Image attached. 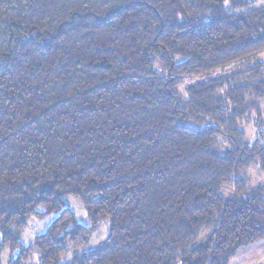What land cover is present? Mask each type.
Returning a JSON list of instances; mask_svg holds the SVG:
<instances>
[{"label":"trees","instance_id":"obj_1","mask_svg":"<svg viewBox=\"0 0 264 264\" xmlns=\"http://www.w3.org/2000/svg\"><path fill=\"white\" fill-rule=\"evenodd\" d=\"M253 1L0 0L6 264H229L264 238V188L245 179L264 170V130L243 129L261 126L264 67L228 72L264 49ZM104 216V241L73 252Z\"/></svg>","mask_w":264,"mask_h":264},{"label":"rangeland","instance_id":"obj_2","mask_svg":"<svg viewBox=\"0 0 264 264\" xmlns=\"http://www.w3.org/2000/svg\"><path fill=\"white\" fill-rule=\"evenodd\" d=\"M254 7L264 6V0H254L252 2ZM226 6L230 7L229 2L225 3ZM238 11V9L236 10ZM260 62L264 67V50L258 51L250 61L242 63L238 66H235L231 69H228V72H232L234 70H243L247 65H255V63ZM259 64V63H258ZM251 65V66H252ZM250 66V67H251ZM226 68V67H225ZM199 77H193L192 79H198ZM245 79V77H244ZM264 101H261V107L264 109ZM262 122L261 126H257L255 119L250 118L249 121L244 123L243 129L245 131V138L247 140L254 138L259 130H264V110L262 111ZM255 115V113H252ZM252 119V121H251ZM259 128V129H258ZM245 179L249 186H261L264 188V170L258 168V166L253 165L251 166L245 174ZM233 192V188L230 184H224L221 186L220 193L223 196L230 195ZM64 207L69 208L75 214L76 219L82 223L83 225H89V221L86 217L85 210L80 203V201L72 196L67 195L63 198ZM59 214V212H55L49 214L42 219H38L35 216H31L28 220L27 227L24 229L21 235V241L25 245H29L32 242V238L35 234L44 231L50 222ZM109 224L110 218L108 216H104L101 220L99 229L92 234L89 242L82 248H77L75 251L81 250H89L104 241L109 233ZM203 235H201L202 237ZM71 253L67 255L61 256L58 259V262L64 263L67 262L70 258ZM8 257V249L5 248L1 257H0V264H6ZM38 257L39 253L37 250H34L33 254L31 255L30 259L26 262V264H38ZM229 264H264V238L247 246L241 247L235 256L231 258Z\"/></svg>","mask_w":264,"mask_h":264},{"label":"crops","instance_id":"obj_3","mask_svg":"<svg viewBox=\"0 0 264 264\" xmlns=\"http://www.w3.org/2000/svg\"><path fill=\"white\" fill-rule=\"evenodd\" d=\"M264 50V49H263ZM261 101H264V98L261 100ZM264 104V103H263ZM262 108V107H261ZM264 109L262 108V111H263Z\"/></svg>","mask_w":264,"mask_h":264},{"label":"bare ground","instance_id":"obj_4","mask_svg":"<svg viewBox=\"0 0 264 264\" xmlns=\"http://www.w3.org/2000/svg\"><path fill=\"white\" fill-rule=\"evenodd\" d=\"M244 2V1H243ZM240 10V9H239Z\"/></svg>","mask_w":264,"mask_h":264}]
</instances>
